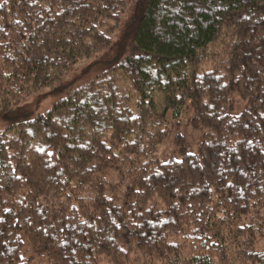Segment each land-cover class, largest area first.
Instances as JSON below:
<instances>
[{"label": "trees", "instance_id": "obj_1", "mask_svg": "<svg viewBox=\"0 0 264 264\" xmlns=\"http://www.w3.org/2000/svg\"><path fill=\"white\" fill-rule=\"evenodd\" d=\"M100 59L0 132V264H264V0H0L3 116Z\"/></svg>", "mask_w": 264, "mask_h": 264}, {"label": "rangeland", "instance_id": "obj_2", "mask_svg": "<svg viewBox=\"0 0 264 264\" xmlns=\"http://www.w3.org/2000/svg\"><path fill=\"white\" fill-rule=\"evenodd\" d=\"M111 64H107L102 59L93 63V61H88L82 63L72 74L67 77L64 82V87L57 89H46L39 93L38 95L31 97L25 100L18 108H16L8 117H5L0 112V132L4 131L10 127H13L17 123L22 121L31 120L37 114L44 113L48 111L53 104H55L59 99L63 98L67 91L70 88H76L84 83L92 80L101 72L109 69ZM231 100L234 104L235 115L241 113L245 108V101H243L238 94H233ZM160 102V101H159ZM162 112V107H159ZM187 117L180 126L177 128V131L183 134L186 138V146L188 152L197 155L199 152V147L202 141L203 131H196L189 127L186 123ZM178 145L174 141V138L169 139L158 151L157 158L160 160L166 161L170 156H175L177 152ZM178 154V152H177ZM177 155L176 157H178ZM31 252L28 250V247L23 251V258L25 260H31ZM31 258V259H30ZM37 264V263H34ZM46 264V262L42 263Z\"/></svg>", "mask_w": 264, "mask_h": 264}]
</instances>
